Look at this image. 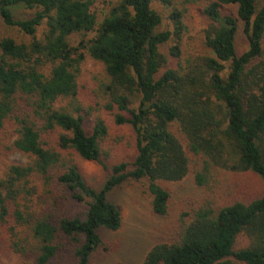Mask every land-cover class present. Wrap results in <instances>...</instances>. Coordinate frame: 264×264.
Returning <instances> with one entry per match:
<instances>
[{
  "label": "trees",
  "instance_id": "trees-1",
  "mask_svg": "<svg viewBox=\"0 0 264 264\" xmlns=\"http://www.w3.org/2000/svg\"><path fill=\"white\" fill-rule=\"evenodd\" d=\"M192 7L208 21L211 56L183 48ZM163 17L170 30L160 29ZM0 24L23 37L0 38V132L12 120L6 148L26 157L0 173V220L13 219L11 237L22 228L10 247L19 264H49L60 237L75 264H89L104 244L99 230L121 226L112 191L137 184L164 218L170 183L190 174L210 191L217 170L252 174L263 190L245 198L231 182L224 204L184 213L143 264H264V0H0ZM239 35L247 48L237 54ZM87 63L105 75L91 90L94 106L79 101ZM99 107L127 128L125 144L108 143ZM76 160L100 166L102 185H89ZM56 187L81 209L64 214L48 197ZM39 188L46 199L34 209ZM239 236L245 246L234 251Z\"/></svg>",
  "mask_w": 264,
  "mask_h": 264
},
{
  "label": "rangeland",
  "instance_id": "rangeland-1",
  "mask_svg": "<svg viewBox=\"0 0 264 264\" xmlns=\"http://www.w3.org/2000/svg\"><path fill=\"white\" fill-rule=\"evenodd\" d=\"M102 0H99V3ZM107 1V0H105ZM157 10V7H155ZM199 10L195 7L190 8L185 23L188 26L186 35L183 37V48L187 49L194 56H211L210 50L205 47L203 40V30L207 26L208 21L204 18ZM29 14L28 10L17 9L15 15L19 19H26ZM161 30H170L171 26L167 19L163 17ZM11 36L16 40L23 39L22 35L16 29H7L0 24V38ZM247 44L243 35L236 38V51L240 54L246 50ZM161 54L169 60L168 46H163L160 49ZM228 66V63L226 64ZM104 73L99 64L87 63L82 68L80 84H83V89L79 94V101L83 106H94L95 97L91 90L96 87L99 82L105 81ZM99 114L107 122L109 128L108 143L113 140L120 141L125 144L128 130L125 127H117L114 125L112 118L108 116L102 107H99ZM97 114V112H96ZM14 122L6 121L2 131L0 132V173L6 171V168L12 164H24L26 157L17 152L7 150V145L11 144L15 135L13 129ZM124 153H128L124 150ZM132 151H130V154ZM113 157H108L106 160L112 162ZM116 159L117 155H116ZM85 181L95 187L102 185L105 173L101 167L95 163L76 160ZM215 187L208 190L200 189L193 181L192 175H187L183 180L176 183H170L171 199L169 204V215L164 218L156 217L150 208L149 198L143 194L137 184H126L123 187L117 188L110 193V200L118 206L121 213V226L117 231H103L101 233L104 244L93 254L89 264H143L145 256L151 250L155 243L166 239L168 233L175 230L176 224L184 213H192L199 205L210 202L214 206L224 204L225 188L231 186V182L236 181L240 189L244 190L243 197L250 198L259 196L263 190L262 182L254 175L245 173L239 174L227 170H217ZM239 189V190H240ZM56 197L55 202L61 206L64 214H69L72 211H79L81 205H75L68 200L62 189H52L48 195ZM33 208L37 209V205L46 199L45 191L38 189L36 195L33 196ZM48 201L49 208H54ZM39 202V203H38ZM40 206H44L41 203ZM39 209V208H38ZM14 227L13 219L6 218L5 221L0 220V264H19L22 262L19 259L20 255L14 254L11 250L13 242L22 239L21 227H16L14 231L17 234L11 237L10 228ZM57 244L60 246L57 255L49 264H75L73 258V246L63 237L57 239ZM245 246L243 238L239 236L234 244L233 250L238 251ZM29 257L26 256V258ZM22 258V257H21ZM23 259V258H22ZM31 259V257L29 258ZM233 262V260H229Z\"/></svg>",
  "mask_w": 264,
  "mask_h": 264
}]
</instances>
